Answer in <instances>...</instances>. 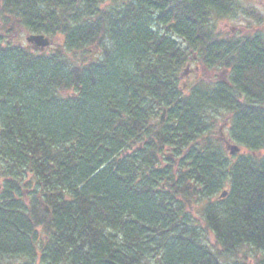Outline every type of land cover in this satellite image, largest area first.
<instances>
[{
	"label": "trees",
	"instance_id": "1",
	"mask_svg": "<svg viewBox=\"0 0 264 264\" xmlns=\"http://www.w3.org/2000/svg\"><path fill=\"white\" fill-rule=\"evenodd\" d=\"M240 11L0 0V264H264V33L217 30ZM189 61L225 78L183 89Z\"/></svg>",
	"mask_w": 264,
	"mask_h": 264
},
{
	"label": "rangeland",
	"instance_id": "2",
	"mask_svg": "<svg viewBox=\"0 0 264 264\" xmlns=\"http://www.w3.org/2000/svg\"><path fill=\"white\" fill-rule=\"evenodd\" d=\"M242 11L236 15V18H225L224 20H221L217 23V30L221 32L223 35H234V36H240L248 32L253 31H261L264 33V0H240ZM250 8L255 9L257 12L261 13V19L257 20L256 18L249 16L247 14V10ZM0 34H4L0 30ZM28 34L26 31H22L17 35H11L8 36V38L11 41H14L15 43H19L22 45H26L25 36ZM53 48H61L62 49V39H53ZM97 51L94 49L87 51V57L96 59L97 58ZM183 77L181 79V84L183 85V89H187L189 85L196 83L198 77L205 73L206 77L210 80H213V78H225V72L222 71H206L205 68L196 62H188L187 67L185 68V71H183ZM161 113V112H160ZM159 119V116L155 118L154 122H156ZM223 117L220 118L217 122V135L224 136V133L226 131V125H224ZM227 143L225 142L224 146H226ZM219 195V192L214 196L212 199H217ZM198 205L195 207V211L193 212L195 215H198ZM207 243L209 245L215 246V241L213 235L210 233L207 235ZM250 256H252V253L250 252Z\"/></svg>",
	"mask_w": 264,
	"mask_h": 264
},
{
	"label": "water",
	"instance_id": "3",
	"mask_svg": "<svg viewBox=\"0 0 264 264\" xmlns=\"http://www.w3.org/2000/svg\"><path fill=\"white\" fill-rule=\"evenodd\" d=\"M28 46L38 49L40 51H43L46 47L50 46L52 44V40L46 36L45 34H27L25 37ZM164 116H165V109L161 112L159 115V119L155 122L156 126H161V124L164 121ZM230 152L232 153L233 151H238V148L236 146H229ZM226 191L224 190L221 192L220 197H225ZM45 209L48 211V208L45 207Z\"/></svg>",
	"mask_w": 264,
	"mask_h": 264
}]
</instances>
